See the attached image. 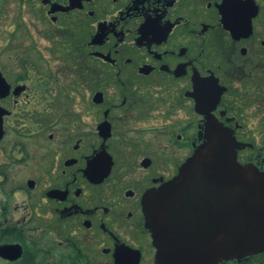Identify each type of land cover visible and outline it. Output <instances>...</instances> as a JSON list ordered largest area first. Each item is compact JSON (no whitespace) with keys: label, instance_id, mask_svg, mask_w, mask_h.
I'll list each match as a JSON object with an SVG mask.
<instances>
[{"label":"flooded vegetation","instance_id":"1","mask_svg":"<svg viewBox=\"0 0 264 264\" xmlns=\"http://www.w3.org/2000/svg\"><path fill=\"white\" fill-rule=\"evenodd\" d=\"M19 6L27 25L0 44V264H162L145 195L218 137L211 122L264 176V0ZM216 159L158 205L170 236L211 264H264V249L220 257L255 236L264 179L227 180Z\"/></svg>","mask_w":264,"mask_h":264},{"label":"water","instance_id":"2","mask_svg":"<svg viewBox=\"0 0 264 264\" xmlns=\"http://www.w3.org/2000/svg\"><path fill=\"white\" fill-rule=\"evenodd\" d=\"M4 81V79H2ZM212 132L218 137H209L208 142L196 149L194 157L190 159L182 168L180 176L168 183L159 190H154L145 195L144 205L146 213V227L152 233L154 245L158 248V261L162 264H182V259H186L187 254L194 253L195 264H211L216 257H206L202 244H196L195 248L185 249L180 244H176L169 232V216L163 212L160 204L173 201L182 195L179 192L181 187H187V179L201 178L204 167L206 168L207 157L216 159L212 165V171L219 172L227 180H234L235 183L244 187L261 186L264 176L259 175L251 165L243 166L237 161L236 141L226 129H221L219 125L211 122ZM256 179H259L258 183ZM255 231L250 239H246L239 250L221 251L220 257L226 258L237 252L245 254L257 252L264 249V208H259L258 214L254 216ZM174 243L176 245H174ZM235 254V255H236ZM209 259V260H208Z\"/></svg>","mask_w":264,"mask_h":264},{"label":"rangeland","instance_id":"3","mask_svg":"<svg viewBox=\"0 0 264 264\" xmlns=\"http://www.w3.org/2000/svg\"><path fill=\"white\" fill-rule=\"evenodd\" d=\"M20 19L27 25L28 15L26 7L19 6V0H0V44L12 43L9 40L10 30H13V24H18ZM13 26V27H12ZM19 41L26 42L27 35L22 31L19 33ZM9 40V41H8ZM11 45V44H9Z\"/></svg>","mask_w":264,"mask_h":264}]
</instances>
